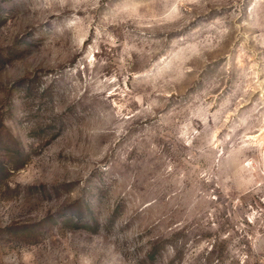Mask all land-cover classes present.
Wrapping results in <instances>:
<instances>
[{
	"label": "rangeland",
	"instance_id": "rangeland-1",
	"mask_svg": "<svg viewBox=\"0 0 264 264\" xmlns=\"http://www.w3.org/2000/svg\"><path fill=\"white\" fill-rule=\"evenodd\" d=\"M0 264H264V0H0Z\"/></svg>",
	"mask_w": 264,
	"mask_h": 264
}]
</instances>
